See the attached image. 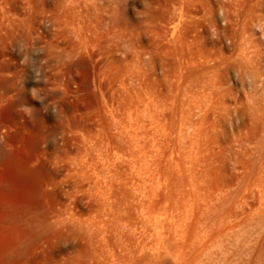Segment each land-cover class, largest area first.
Masks as SVG:
<instances>
[{
	"label": "rangeland",
	"instance_id": "1",
	"mask_svg": "<svg viewBox=\"0 0 264 264\" xmlns=\"http://www.w3.org/2000/svg\"><path fill=\"white\" fill-rule=\"evenodd\" d=\"M58 1L0 0V120L13 155L0 164V206L61 213L30 221L26 250L8 258L21 230L0 210V263L201 264L194 167L234 176L224 147L238 134L264 139L248 87L225 69L246 28L264 62V0H104L107 21L85 13L88 0L74 12ZM10 33L30 49L12 47ZM21 73L30 114L8 98ZM203 78L227 90L232 117L210 112L207 147L193 154Z\"/></svg>",
	"mask_w": 264,
	"mask_h": 264
},
{
	"label": "bare ground",
	"instance_id": "2",
	"mask_svg": "<svg viewBox=\"0 0 264 264\" xmlns=\"http://www.w3.org/2000/svg\"><path fill=\"white\" fill-rule=\"evenodd\" d=\"M88 1L85 4L86 14H98V19L102 21L109 19L108 4L104 0ZM78 2L79 0L58 1L60 6L67 7L70 11L78 7ZM10 35L12 47L21 52L29 48L27 42L13 37L12 33ZM252 35V31L247 28L244 33H236L238 40L235 51L225 61V69L238 75L243 86L248 87L247 98L244 97L248 100L250 116L255 122L262 124L261 130L264 132V62L261 61L263 48ZM58 55L59 53H52V57ZM209 79H202L190 107L189 127L192 131L193 154H197L198 148L207 147L206 140L211 135L208 133L210 112L213 111L218 118L231 116L232 104L225 99L227 90L216 87ZM18 80L19 86L8 98L13 100V108L20 107L30 114V77L21 73ZM228 93L232 95L230 90ZM236 102L244 103V99L236 98ZM57 106L52 107L53 111ZM255 130L254 132L257 131ZM259 140L248 133L238 134L237 144L234 141L235 144L224 147L231 152L234 167L239 171L234 176L226 168L213 181L201 175L195 167L192 171V191L196 201L198 200L194 201L192 211L203 224V232L198 231V236L196 233L197 238H194L193 244L198 249L200 246L203 249V264H264V139ZM10 151L5 139L4 125L0 120V164L13 158ZM0 210L5 219L21 230L19 234L16 232V241L5 251L8 258L20 255L26 250L30 241V221L42 222L49 217L61 216V213L45 207L30 209V203L18 206L7 203L0 206Z\"/></svg>",
	"mask_w": 264,
	"mask_h": 264
}]
</instances>
